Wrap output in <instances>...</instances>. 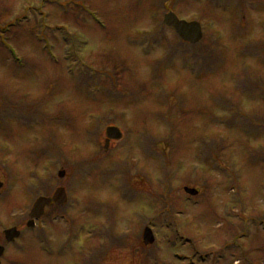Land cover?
Wrapping results in <instances>:
<instances>
[{"label": "rangeland", "instance_id": "rangeland-1", "mask_svg": "<svg viewBox=\"0 0 264 264\" xmlns=\"http://www.w3.org/2000/svg\"><path fill=\"white\" fill-rule=\"evenodd\" d=\"M263 93L264 0H0L3 264H264ZM57 187L69 207L27 229Z\"/></svg>", "mask_w": 264, "mask_h": 264}, {"label": "water", "instance_id": "water-1", "mask_svg": "<svg viewBox=\"0 0 264 264\" xmlns=\"http://www.w3.org/2000/svg\"><path fill=\"white\" fill-rule=\"evenodd\" d=\"M165 23L172 25L175 27L178 35L185 41L189 42H197L202 38V29L199 23L197 22H185V21H179L177 16L174 13H169L165 16ZM107 135H108V141L110 139H120L122 137V133L120 130L116 127H108L107 128ZM64 173H60V176H63ZM2 187V183H0V188ZM185 191L188 194L191 195H197L198 191L193 188L186 187ZM57 200L60 203H64L66 201V193L64 189H58L55 193V196L53 200ZM50 203V200L45 197H40L37 199V201L34 204V208L31 212V216L33 217H40V214L45 207L46 204ZM7 238L9 240H12L14 237L18 236L19 233L15 232L13 229L6 231ZM155 241V237L153 235V232L150 228H147L144 232V243L146 245L152 244ZM4 248L0 247V258L3 254ZM1 264V261H0Z\"/></svg>", "mask_w": 264, "mask_h": 264}, {"label": "flooded vegetation", "instance_id": "flooded-vegetation-1", "mask_svg": "<svg viewBox=\"0 0 264 264\" xmlns=\"http://www.w3.org/2000/svg\"><path fill=\"white\" fill-rule=\"evenodd\" d=\"M56 205H54V204H52V205H50V206H48L47 208H46V215L48 214V212H49V209L51 208V207H55ZM18 227H19V225H17Z\"/></svg>", "mask_w": 264, "mask_h": 264}]
</instances>
